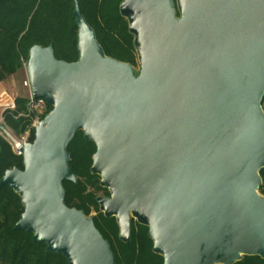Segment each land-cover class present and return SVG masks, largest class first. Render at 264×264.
<instances>
[{"label":"water","instance_id":"95a60500","mask_svg":"<svg viewBox=\"0 0 264 264\" xmlns=\"http://www.w3.org/2000/svg\"><path fill=\"white\" fill-rule=\"evenodd\" d=\"M73 6L77 61L52 45L28 51L30 93L51 110L22 169L0 179L23 208L14 230L68 264H115L92 219L64 204L62 181H77L67 147L81 131L120 240L133 219L163 264L264 261V0H123L138 71L106 56Z\"/></svg>","mask_w":264,"mask_h":264},{"label":"trees","instance_id":"16d2710c","mask_svg":"<svg viewBox=\"0 0 264 264\" xmlns=\"http://www.w3.org/2000/svg\"><path fill=\"white\" fill-rule=\"evenodd\" d=\"M76 1L104 54L134 67L137 56L133 35L128 31L126 19L119 13L123 0ZM73 11V0H0V84L24 70L28 51L34 45H52L57 60L77 61V26ZM26 102V97H16L15 109L3 114L4 124L17 136L27 130L31 121ZM50 110L47 106V113ZM30 138L32 141L34 133ZM67 151L69 168L77 181H62L64 204L82 209L87 215L88 206L95 203L96 194L102 191L99 177L90 173L95 146L78 131ZM14 167L22 169L21 157L15 156L0 138V179L6 170ZM259 175L258 194L264 197V168ZM22 212L19 196L8 186H0V264H68L61 255L46 252L45 245L33 243L31 234L14 230ZM100 220L97 224L93 221L94 226L104 239L110 241L115 264H163L162 257L152 252L147 227L131 219L126 243L118 238L114 218L101 216ZM234 264H264V261L258 256H243Z\"/></svg>","mask_w":264,"mask_h":264},{"label":"built area","instance_id":"2783aa9c","mask_svg":"<svg viewBox=\"0 0 264 264\" xmlns=\"http://www.w3.org/2000/svg\"><path fill=\"white\" fill-rule=\"evenodd\" d=\"M25 69V66H24ZM23 87L27 90L28 94L25 96L27 98L26 110L28 115H32L30 124L23 134L17 136L12 130L4 124L3 114L6 111H11L15 109V98L11 97L4 103L0 105V138L4 140L11 148L12 153L21 157L22 149L27 143H31V133H34V129L38 126L39 122L47 115V105L43 99H34L30 93L29 82L26 79L23 82ZM21 116V115H19Z\"/></svg>","mask_w":264,"mask_h":264},{"label":"rangeland","instance_id":"374dc122","mask_svg":"<svg viewBox=\"0 0 264 264\" xmlns=\"http://www.w3.org/2000/svg\"><path fill=\"white\" fill-rule=\"evenodd\" d=\"M134 68L138 71L139 70V63L137 60H135ZM26 80V73L25 70L20 71L16 75L9 78L7 81L1 83L3 87L6 89L7 92V101L11 97H19V96H26L28 94L25 87H23V82ZM3 101V102H5ZM262 109L264 112V104L262 105ZM90 215H93L91 213Z\"/></svg>","mask_w":264,"mask_h":264},{"label":"flooded vegetation","instance_id":"af4514ba","mask_svg":"<svg viewBox=\"0 0 264 264\" xmlns=\"http://www.w3.org/2000/svg\"><path fill=\"white\" fill-rule=\"evenodd\" d=\"M65 181V180H64ZM70 182V181H69ZM99 183H100V178H99ZM99 186H100V184H99ZM102 188V187H101ZM110 195H109V193H108V191L106 190V189H104V188H102V191L101 192H99V193H97L96 194V197H95V203H93V204H91V205H89L88 206V208H89V211H88V213H87V215H85V213H83L86 217H88V218H91L92 219V221H94V223H100L101 222V220H100V217L101 216H103V217H105L104 215H103V213L100 211V209H99V204H98V202H97V198H99V197H109ZM68 208H75L76 209V207H74V206H72L71 205V207H68ZM76 210H78V209H76ZM79 211H82L83 212V210L82 209H79ZM91 213H93V215H90ZM106 218V217H105ZM113 218V217H112ZM114 221H115V218H114ZM131 221V220H130ZM115 223H116V221H115ZM117 225V224H116ZM129 227H130V225H129ZM118 228V227H117ZM119 231V230H118ZM118 238H119V236H118ZM108 243L110 242L109 240H107V239H105ZM120 240V239H119ZM121 242H124V241H122V240H120ZM109 245H110V243H109Z\"/></svg>","mask_w":264,"mask_h":264},{"label":"crops","instance_id":"0c3cea01","mask_svg":"<svg viewBox=\"0 0 264 264\" xmlns=\"http://www.w3.org/2000/svg\"><path fill=\"white\" fill-rule=\"evenodd\" d=\"M27 96V95H26ZM8 95L6 89L0 84V105L7 99ZM4 103V102H3Z\"/></svg>","mask_w":264,"mask_h":264}]
</instances>
